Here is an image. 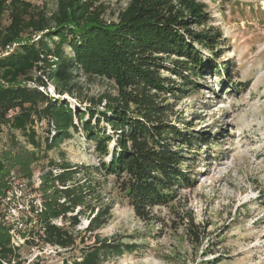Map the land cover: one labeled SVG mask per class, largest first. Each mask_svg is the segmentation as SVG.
<instances>
[{
  "label": "trees",
  "instance_id": "16d2710c",
  "mask_svg": "<svg viewBox=\"0 0 264 264\" xmlns=\"http://www.w3.org/2000/svg\"><path fill=\"white\" fill-rule=\"evenodd\" d=\"M202 1L129 0L118 21L108 24L103 20L101 0H57L49 16L39 14L24 0H0V136L8 128L21 132L26 142L22 146L13 137L10 146L0 148V198L10 188L12 176L34 185L31 166L39 161L41 144L32 128L41 121L54 130L45 145L47 151L71 132L82 130L102 156L107 154L110 138L100 122L108 126L116 136V147L110 160L99 165L107 175L122 178V190L140 220L150 218L154 207L171 202L176 189L187 187L188 167H182L187 165L192 143L200 138L191 135V118L180 122L185 131L166 121L172 109L161 98L176 100L213 69L219 72L220 66L195 48L209 49L215 60L218 56L215 48L220 34L191 29L207 22ZM229 65H222L226 77ZM166 72L179 83L163 75ZM77 74L110 81L120 95L103 98L108 101L103 112L92 107L84 112L72 109L58 97L73 95ZM46 79L54 96L47 93ZM101 103L99 99L94 104ZM50 167L34 189L41 200L40 211L30 206L35 223L30 227L32 218L28 217L29 227L18 233L25 243L38 240L66 250L77 244L72 230L79 224L78 213L72 214L84 193L69 184L76 169L52 161ZM106 216L91 219L86 232L93 234L105 225ZM58 219L63 223H53ZM133 248L95 236L73 264H103ZM19 251L0 215V264H22ZM31 264H39V259Z\"/></svg>",
  "mask_w": 264,
  "mask_h": 264
},
{
  "label": "rangeland",
  "instance_id": "374dc122",
  "mask_svg": "<svg viewBox=\"0 0 264 264\" xmlns=\"http://www.w3.org/2000/svg\"><path fill=\"white\" fill-rule=\"evenodd\" d=\"M24 1L44 16L51 15L57 3V0ZM128 2L101 0L103 20L116 23ZM201 3L207 22L191 29L220 34L221 38L215 48L216 60L209 49L200 45L195 48L214 60L220 66L219 72L213 69L211 75L198 79L197 87L188 89L176 100L161 98L172 109L166 121L185 131L180 122L191 118V135L200 138L192 143L186 154L187 165L182 167H188V186L176 189L171 202L154 207L150 218L140 220L122 190V178L107 175L99 165L110 160L116 147V136L108 126L100 122L110 138L107 154L102 156L82 130L71 132L69 138L47 151L45 145L54 130L46 121L35 122L32 129L41 150L39 161L31 166L33 180L39 181L41 174L51 169L50 161L68 163L76 169L69 184L80 187L84 197L72 214L78 213L79 224L72 230L78 239L76 246L64 250L38 240L32 244L22 241L18 243L22 264H31L36 257L39 264H73L94 243L95 236L134 247L103 264H264V0ZM3 21L6 23V18ZM32 39L37 40L38 36ZM224 63L230 64L229 77L222 70ZM163 75L179 83L171 73ZM44 81L47 93L54 96L51 83ZM74 81L72 96H56L72 109L84 112L92 107L103 112L108 102L103 98L120 95L115 85L105 79L77 74ZM99 99L102 103L94 104ZM13 137L26 146L21 132L4 128L0 148L10 146ZM27 148L32 150L31 146ZM52 172L58 170L52 168ZM19 190L11 193V207L35 203L37 194ZM105 214V225L93 234L86 232L91 219L98 216L103 219ZM28 217L27 210L20 214L25 229L29 227L25 223ZM54 223L60 225L63 221L58 219Z\"/></svg>",
  "mask_w": 264,
  "mask_h": 264
},
{
  "label": "built area",
  "instance_id": "2783aa9c",
  "mask_svg": "<svg viewBox=\"0 0 264 264\" xmlns=\"http://www.w3.org/2000/svg\"><path fill=\"white\" fill-rule=\"evenodd\" d=\"M39 184L40 182L36 180L34 181V185L31 186L25 180L20 179L16 176H12L10 178V188L5 192L4 196L0 198V215H2L3 222L10 228L11 243L16 247H19L18 243H22L23 241L20 238L18 232L25 229L23 222L19 220L20 214H22L24 210H27L28 216L32 218L31 224L35 223V218L34 215H32L30 212L31 204L28 207H24L22 205H19L18 207H11L9 205V202L11 200V193L15 189H20L19 192L21 191V189H23L30 194H32L33 192L37 194L34 189L37 188ZM32 206H34V208L36 209L35 212L41 210V200L38 194L36 195L35 203L32 204ZM24 218H26V216H24Z\"/></svg>",
  "mask_w": 264,
  "mask_h": 264
}]
</instances>
